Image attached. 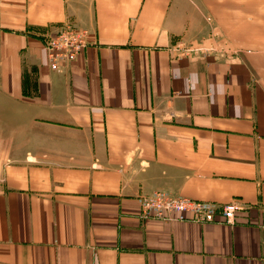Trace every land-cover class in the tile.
Returning <instances> with one entry per match:
<instances>
[{"label":"crops","instance_id":"1","mask_svg":"<svg viewBox=\"0 0 264 264\" xmlns=\"http://www.w3.org/2000/svg\"><path fill=\"white\" fill-rule=\"evenodd\" d=\"M157 191L242 208L139 218ZM0 264H264V0H0Z\"/></svg>","mask_w":264,"mask_h":264},{"label":"built area","instance_id":"2","mask_svg":"<svg viewBox=\"0 0 264 264\" xmlns=\"http://www.w3.org/2000/svg\"><path fill=\"white\" fill-rule=\"evenodd\" d=\"M86 34L84 30H77L67 25L59 28L53 34L45 36L43 50L49 69L58 70L82 54L87 46ZM199 49L205 50L201 47L181 48L186 54ZM241 208V205L235 201L216 206L156 192L141 197L138 216L144 220H182L201 224L220 222L231 224L234 222L237 211Z\"/></svg>","mask_w":264,"mask_h":264},{"label":"rangeland","instance_id":"3","mask_svg":"<svg viewBox=\"0 0 264 264\" xmlns=\"http://www.w3.org/2000/svg\"><path fill=\"white\" fill-rule=\"evenodd\" d=\"M157 192H161V191H157ZM154 193H156V192H154ZM163 193H166V194H168V195H170L169 193H167V192H163ZM170 196H173V197H175V198H179L180 196H174V195H170ZM181 198H184V197H181ZM189 199V198H188ZM191 200H194V201H199V202H203V203H209V204H212V205H216V206H220V205H222V204H216V203H213V202H208V201H202V200H195V199H191ZM228 203V202H227ZM223 204H225V203H223ZM178 221H182V220H178ZM183 222H192V221H183ZM194 223H197V222H194ZM198 224H201V223H198ZM203 224H207V223H203Z\"/></svg>","mask_w":264,"mask_h":264},{"label":"clouds","instance_id":"4","mask_svg":"<svg viewBox=\"0 0 264 264\" xmlns=\"http://www.w3.org/2000/svg\"><path fill=\"white\" fill-rule=\"evenodd\" d=\"M222 85L217 84V85H209L210 90H222Z\"/></svg>","mask_w":264,"mask_h":264}]
</instances>
